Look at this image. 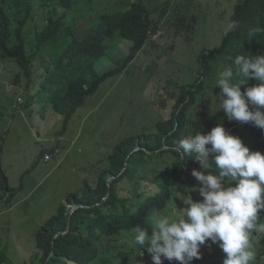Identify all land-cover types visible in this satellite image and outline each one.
<instances>
[{
    "label": "rangeland",
    "instance_id": "374dc122",
    "mask_svg": "<svg viewBox=\"0 0 264 264\" xmlns=\"http://www.w3.org/2000/svg\"><path fill=\"white\" fill-rule=\"evenodd\" d=\"M243 1L81 0L71 10L55 2L43 5L39 0L6 1L3 7L10 20L9 45L18 43L16 29L25 19L23 37L27 55L33 62L31 75H27L16 61L1 57L0 52V162L13 192L9 193L10 200L9 195L0 199V264L34 263L40 257L36 234L67 203V197L80 193L86 182L96 186L109 168L108 157L118 143L127 137L155 133L157 124L170 118L182 87L194 83L200 74V55L221 47L224 37L233 30H229V25L235 8ZM136 2L151 12L152 23L158 29L137 57L106 80L64 125V116L53 110L52 103L90 62L85 55H76L72 64L52 81L46 79L47 69L52 68L53 61L71 40L66 32L70 30L81 38L98 23L100 16L123 11ZM63 16L65 24L58 36L38 46L39 36L50 19ZM245 27L248 33L250 30L256 33L249 39L246 55H250L254 44L259 50L264 49V33L262 39L258 22L249 21ZM131 46L123 40L112 46L95 62L98 72L123 67ZM242 46H235L212 64L204 90L187 113L183 138L198 131L207 134L216 126L221 109L219 73L233 67L232 58L236 55H244ZM239 79L242 78L233 82ZM251 80H244L241 88L248 87ZM231 135L240 137L254 151L253 139L247 131ZM57 152L60 157L45 160L46 155ZM174 161L171 153L162 159L136 160L118 185L121 196L135 204L138 202L135 196L141 192L145 196L152 194L163 168ZM208 172L211 171L205 174ZM192 178L194 187L185 183L174 185L168 206L162 211H152L150 219L154 214L168 215L184 207L180 198L186 195L181 192L185 188L196 189L191 192L193 200H202L200 182ZM69 205L70 211L77 209ZM258 220V224L264 223V218ZM133 236L134 232L125 230L116 236L102 237L92 264H153L146 249L141 248L144 254H139ZM251 243L256 251L253 264H264V232H253ZM200 253V258L193 259L191 264H223L225 254L218 244L208 241L201 246ZM164 264L179 262L164 260Z\"/></svg>",
    "mask_w": 264,
    "mask_h": 264
},
{
    "label": "trees",
    "instance_id": "16d2710c",
    "mask_svg": "<svg viewBox=\"0 0 264 264\" xmlns=\"http://www.w3.org/2000/svg\"><path fill=\"white\" fill-rule=\"evenodd\" d=\"M0 52L1 57L16 61L27 75H31L32 57L27 55L23 30L26 20H22L16 29L18 43L10 46V20L3 5L7 0H0ZM43 5L58 3L67 10L77 6L81 0H39ZM93 3L95 0H89ZM65 17L53 20L43 29L39 36L38 46L55 39L64 26ZM249 21L259 24L260 37L264 33V0H244L237 4L232 17L233 30L223 39L221 47L212 52H203L199 63L201 71L196 81L183 86L181 94L174 104L169 119L159 122L155 133L127 137L118 143L108 157L110 166L105 169L95 187L85 183L80 193L70 194L67 203L62 204L55 216L51 217L36 234V247L40 253L34 263L22 264H92L97 256V242L104 236H116L122 231L134 232L137 225L150 227L152 211H162L168 206L172 196V188L178 183L194 187L193 176L189 172L201 169L199 163L191 157L177 151L179 141L187 124V113L197 102V96L204 90L206 79L212 72V64L223 54L230 52L235 46L242 44V54L246 55L249 48V35L245 25ZM70 29V28H68ZM152 23L151 12L140 3H133L129 8L99 17L98 23L83 37L74 36L70 30L66 35L71 39L67 48L53 61L52 68L47 69L46 79L52 81L64 67L71 65L76 55H85L90 62L69 82L67 87L58 93L52 103L53 110L64 116L65 123L81 107L88 98L109 78L116 76L131 63L145 47L150 35L157 30ZM132 44L123 67L99 73L95 62L101 60L107 51L121 41ZM264 44V40L262 42ZM250 54L255 56L264 53L254 44ZM68 59L67 62H64ZM249 86L257 81L252 79ZM248 86V87H249ZM247 87H243L242 91ZM254 110V106L250 105ZM223 124L229 134L247 131L253 139L254 151L264 153V130L253 123H241L229 120L220 109L217 123ZM199 127V124H196ZM167 153L175 156L171 166H165L158 178L156 191L150 195L135 196L138 202L130 204V199L121 196L119 183L131 172V164L136 160L159 159ZM213 171V170H209ZM114 177L109 182L110 177ZM0 199L11 195L8 177L3 172L0 162ZM11 195L7 199L10 200ZM77 209L70 211L68 205ZM72 212V213H71ZM264 218V210L259 219ZM259 221V220H258ZM257 221V223H258Z\"/></svg>",
    "mask_w": 264,
    "mask_h": 264
},
{
    "label": "clouds",
    "instance_id": "9594fccd",
    "mask_svg": "<svg viewBox=\"0 0 264 264\" xmlns=\"http://www.w3.org/2000/svg\"><path fill=\"white\" fill-rule=\"evenodd\" d=\"M233 27L229 25V30ZM248 35L254 38L256 33L250 30ZM232 65L219 73L220 108L229 120L251 122L264 130V53L236 55ZM236 78L242 79L233 82ZM249 79L257 84L242 91L243 81ZM181 150L203 169L192 172L200 182L202 200H193L191 192L196 189L185 188L181 192L186 195L180 198L184 207L168 215L154 214L150 227L137 225L133 240L139 254L146 249L153 264L164 260L191 264L200 258L201 246L211 241L225 254L223 264H253L252 234L264 232V223H257L264 210V153L252 151L222 123L207 134L185 136L179 141L177 151Z\"/></svg>",
    "mask_w": 264,
    "mask_h": 264
},
{
    "label": "built area",
    "instance_id": "2783aa9c",
    "mask_svg": "<svg viewBox=\"0 0 264 264\" xmlns=\"http://www.w3.org/2000/svg\"><path fill=\"white\" fill-rule=\"evenodd\" d=\"M57 155H58V152L54 153L52 155H46L45 160L49 161V160H51V157H56Z\"/></svg>",
    "mask_w": 264,
    "mask_h": 264
},
{
    "label": "bare ground",
    "instance_id": "6f19581e",
    "mask_svg": "<svg viewBox=\"0 0 264 264\" xmlns=\"http://www.w3.org/2000/svg\"><path fill=\"white\" fill-rule=\"evenodd\" d=\"M70 206V205H69Z\"/></svg>",
    "mask_w": 264,
    "mask_h": 264
}]
</instances>
